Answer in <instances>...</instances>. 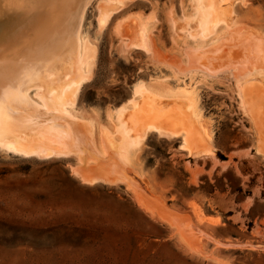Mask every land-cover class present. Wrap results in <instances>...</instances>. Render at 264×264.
<instances>
[{
	"label": "rangeland",
	"instance_id": "obj_1",
	"mask_svg": "<svg viewBox=\"0 0 264 264\" xmlns=\"http://www.w3.org/2000/svg\"><path fill=\"white\" fill-rule=\"evenodd\" d=\"M122 1L101 29L100 0L85 19L95 53L76 109L95 120L94 131L87 126L97 153L105 156L98 131L115 129L118 111L130 113L141 86L165 92V108L176 101L187 124L167 120L178 136L149 131L129 158L117 155L126 182H85L73 172L83 166L75 157L0 150V264H264V118L243 113L229 72L184 66L185 49L201 44L188 37L193 0ZM223 1L216 0L220 9L233 8L224 10L227 22L250 27L239 40L253 36L264 45V0ZM220 25L215 35L224 33ZM143 41L147 49L138 46ZM257 75L246 77L264 81V71ZM183 86L198 119L177 97ZM188 119L197 123L181 148Z\"/></svg>",
	"mask_w": 264,
	"mask_h": 264
},
{
	"label": "water",
	"instance_id": "obj_2",
	"mask_svg": "<svg viewBox=\"0 0 264 264\" xmlns=\"http://www.w3.org/2000/svg\"><path fill=\"white\" fill-rule=\"evenodd\" d=\"M90 0H0V148L75 157L85 182L125 181L116 152L97 153L87 124L65 110L76 87L77 32Z\"/></svg>",
	"mask_w": 264,
	"mask_h": 264
},
{
	"label": "bare ground",
	"instance_id": "obj_3",
	"mask_svg": "<svg viewBox=\"0 0 264 264\" xmlns=\"http://www.w3.org/2000/svg\"><path fill=\"white\" fill-rule=\"evenodd\" d=\"M226 1H227L226 4L228 5V1H231V0H225L221 2V4ZM93 2L94 0H90L86 4V6L84 7L82 11V15L80 18L78 32H77V46H78L77 47V61H78V67H79V76H78L76 87L71 97L70 104L65 108L67 113L73 119L83 120L88 126L91 127L92 131H94V128H95L94 127L95 120L91 119L92 117L89 118V116H84L76 109V100H77L76 98H77V95L82 85L89 79V74L91 73V70H92L91 60L94 59L92 57L93 55L92 53L93 52L95 53V51L90 48L91 40L89 41L88 36L85 31V19L87 16L88 9ZM103 2H105L106 4V6L105 4L103 5L104 7L100 6L102 5ZM231 2L233 3V1ZM100 3L101 4L99 5L100 8L98 10V16H97V23H98L99 28L102 27L104 23H106L105 21L107 20L108 16H110V14L112 13V12L109 13L108 11L109 8H111L113 11H118L115 9H118V8L120 9L121 7H123L121 6L123 4L122 0H100ZM192 4H193L192 9H191L192 12L190 14V19H188L190 20V22L188 21L189 23L186 24L189 27L188 37L191 38V40L192 39L198 40L197 42H201V44L199 43V46L187 47L185 49L184 56H183L185 58L184 66L187 67L188 69L200 70L203 73H207V75L211 73H214L215 75L216 72H223V73L229 72V75H231V77L235 81L237 97H238L239 104H240V107L243 113L246 114L247 116H251V115L253 116L254 113L252 112V110H257L259 111V114H261L260 116L264 118V83H263L264 81L256 79L253 76H252L253 78L250 77V79L246 77L248 75H253V74L260 75L264 71V48H263L264 45L262 44V41L259 38L258 39L253 38L252 33H249L252 36L251 38L248 37L249 39L239 40L241 39V36L247 37V35H245L247 32L245 31L246 29H249L250 27L247 28L248 26L242 25V24L235 25V22L234 24L227 22L226 18L229 17V14L232 15L230 12L232 11L233 8L231 9V8H228L227 6H226L227 8L226 7L224 8V10H226L225 12L226 14L230 11L228 16L226 17V15H224L225 14L224 10L220 9L222 6L220 7L219 5L220 3L216 2V0H193ZM220 23L225 25L224 33L215 35L214 34L215 27L218 24L220 25ZM134 44L135 43H133V45ZM138 44L139 43L137 42V45ZM138 46L147 49L145 42L142 44L140 43ZM204 61H206V63H204ZM180 68L181 66H178L176 69L178 70ZM184 86L181 88L183 91L180 94H178L177 97H179L180 99H183L180 102L184 101V103L183 102L182 103L185 104V106L187 103V106L188 108L191 109L192 114H194V116L198 119L199 113L196 112L197 109L195 108V98L193 96V93L190 91V89L185 88ZM142 87L143 86L138 87L134 91V95L135 97H137L138 101L135 102V104H133L132 110H130V113L128 110L118 111L117 117H116L117 124L115 125V129L111 131H106L105 127H103L104 130L101 127L100 130L98 131L99 132L98 137L100 138L99 148L103 155H105L104 149H103L104 145H106L110 149L119 150L118 152L119 154L117 153L116 154L120 156H124L127 154L126 152L129 148L133 146H137L140 143L141 139L144 137V135L147 132L149 131L155 132L160 136L162 135L166 136L169 133L170 135L172 134V135L178 136L179 134L178 130L177 132L175 131L172 132L174 126L172 127L171 124L175 122L174 120H178L177 121L178 124H180L181 121H182L181 122L182 125L183 123L187 124L186 123L187 121L185 120L187 118L184 119L186 114L181 113L180 108H178L177 106L178 104H175L176 101L174 103H171L172 105H169V107L165 108L166 107L165 104L161 105L162 100L161 101L159 100V99L166 98V97H162V98L160 97L161 94L165 96V92L159 91V90L150 91L149 89H145ZM156 94L157 95L160 94L158 95V97L160 98L156 97ZM179 98L177 99L179 100ZM124 111L125 112L128 111V112L125 114ZM180 114L182 115L180 116ZM253 118L255 117L253 116ZM167 120L168 122L173 120L171 121L172 123L170 124V127H169V124L167 125V122H166ZM253 120L255 121V122L253 121L254 123H258V119H257V122H256V119H253ZM191 121L192 120L188 119V123L189 122L191 123ZM190 123L189 125H184V129H183L184 135L182 136L183 145L181 144V148L182 147L187 148L190 143V136H193L194 132H192L191 126H194V125L196 126L197 122L194 123V125H191L192 123L191 124ZM202 128L204 130L202 131V133L206 137V139L210 138L209 133L205 130L203 126ZM91 130H89V133H91L90 132ZM191 132H192V135H191ZM116 136H119V138H117ZM117 139L124 140L119 148L116 142ZM0 150H4V149L0 148ZM6 152L23 157V158H36L34 156H27V155L15 153V152H10V151H6ZM52 158L61 159L64 157H48V158H43L39 160H48ZM90 183H93V182H90Z\"/></svg>",
	"mask_w": 264,
	"mask_h": 264
},
{
	"label": "crops",
	"instance_id": "obj_4",
	"mask_svg": "<svg viewBox=\"0 0 264 264\" xmlns=\"http://www.w3.org/2000/svg\"><path fill=\"white\" fill-rule=\"evenodd\" d=\"M117 138H119V136H116ZM202 231H204V230H202ZM205 232H207L206 230H205Z\"/></svg>",
	"mask_w": 264,
	"mask_h": 264
}]
</instances>
